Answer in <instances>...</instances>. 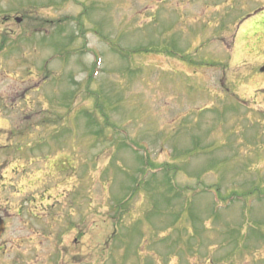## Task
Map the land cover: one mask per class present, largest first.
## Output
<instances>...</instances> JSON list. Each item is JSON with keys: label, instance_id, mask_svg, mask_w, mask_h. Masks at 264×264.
<instances>
[{"label": "rangeland", "instance_id": "374dc122", "mask_svg": "<svg viewBox=\"0 0 264 264\" xmlns=\"http://www.w3.org/2000/svg\"><path fill=\"white\" fill-rule=\"evenodd\" d=\"M262 66L264 0H0V264H264Z\"/></svg>", "mask_w": 264, "mask_h": 264}, {"label": "flooded vegetation", "instance_id": "af4514ba", "mask_svg": "<svg viewBox=\"0 0 264 264\" xmlns=\"http://www.w3.org/2000/svg\"><path fill=\"white\" fill-rule=\"evenodd\" d=\"M15 88H16V86H15ZM37 91H38L37 84L35 86H32L30 84L29 86H27L26 88L21 90V92L18 91V93H9V94L5 93L2 96H1L2 93L0 94V119L4 123L7 122V124L5 126L0 127V131L2 132L0 139L2 138V136L4 134V131L7 133L5 135L6 139H8V137H10L12 140H15V139L20 138L19 135H21V136L25 135V132H26L25 130L20 131L21 129L18 126L12 125V118H16V117L21 118V115H24L22 117H23L24 122L28 124L27 127L30 128V130H32L34 128V127L32 128V126H30L29 123H32L33 116L38 115L43 111V110L37 109V97L35 96V93ZM22 97H25V99L22 100V102H21ZM20 103H23V108L20 107ZM44 111L46 112V116H48V114L52 110L45 109ZM20 113H21V115H20ZM25 115L31 116V117L29 119H27V118H25ZM24 126H25V124H24ZM35 127H37V125ZM14 142H16V141H14ZM40 142L46 144L47 139L42 140ZM14 144L18 145V142L14 143ZM19 144H21V143H19ZM37 145H39V142H37ZM15 149L18 151L19 148H15ZM47 158H45V159H47ZM30 159H31V162H33V160H38L39 158L37 157V158H30ZM13 191H15V193L18 195H21V193H22L20 185L16 186L14 184L13 179H11V178L7 179L4 176L0 175V192H4L3 195L13 196L12 195ZM19 192H21V193H19ZM4 198H6V197H4ZM33 201H34V199L32 200V197H25V198L18 200L17 206H16V211L19 212L23 207H25L27 212L30 211L32 209V206H33ZM11 209H12V207L11 208L0 207V223L2 225V231L0 232V240L2 238V235L5 234V232L8 228L7 222L9 220V218H8L9 215H7V214H10Z\"/></svg>", "mask_w": 264, "mask_h": 264}, {"label": "trees", "instance_id": "16d2710c", "mask_svg": "<svg viewBox=\"0 0 264 264\" xmlns=\"http://www.w3.org/2000/svg\"><path fill=\"white\" fill-rule=\"evenodd\" d=\"M139 49H141V51H144V49H146V48H139ZM137 51H139L138 49L137 50H133V52H137ZM125 57V56H124ZM131 66H133V62L131 63ZM95 67V66H94ZM95 69H96V67H95ZM93 100H94V105H93V108H95L97 111H98V113H99V116L101 117H99L97 114V116H98V118L99 119H101V120H104V119H106L105 117H106V114H105V112L103 113V111H102V108L100 107V106H97V104H98V95H96L94 98H93ZM89 113V112H88ZM96 113V112H95ZM91 123H94V122H91ZM108 126V125H107ZM99 133L100 132H96V135H97V137H98V135H99ZM122 144H124V142L122 141ZM132 146L133 145H131V148H132ZM135 150V149H134ZM135 151H137V150H135ZM143 157H144V160H143V162H142V164H144L145 166L142 168V171L140 172V175L142 176V177H146L147 175H148V173L147 172H149V173H155V171H152V170H154L155 169V166H151V165H149V163H148V158H147V155H145V154H143ZM135 180V179H134ZM166 183H167V187L169 188V189H171V188H175V189H177V187L174 185V183H173V181L171 180V178H166ZM142 185H143V182H142ZM137 186H138V184L136 183L135 184V187H133V184H132V187H131V190H130V192H129V194L130 195H132V194H134L138 189H137ZM210 192H212V191H210ZM215 193H216V196H218V194H219V191H218V189L216 188V190L214 191ZM218 193V194H217ZM231 196H229L228 198H230ZM226 199V198H225ZM224 199V200H225ZM184 202H187V201H184ZM219 202H217V204H218ZM122 204H123V200H119V201H117L116 203H114L113 204V208H114V206H116V207H118L119 209L120 208H123L122 207ZM219 207V206H218ZM121 211V210H120Z\"/></svg>", "mask_w": 264, "mask_h": 264}, {"label": "water", "instance_id": "95a60500", "mask_svg": "<svg viewBox=\"0 0 264 264\" xmlns=\"http://www.w3.org/2000/svg\"><path fill=\"white\" fill-rule=\"evenodd\" d=\"M261 71L264 72V66L261 67ZM2 231V225L0 223V232Z\"/></svg>", "mask_w": 264, "mask_h": 264}]
</instances>
